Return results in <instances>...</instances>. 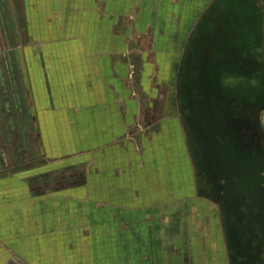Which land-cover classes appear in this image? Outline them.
Returning a JSON list of instances; mask_svg holds the SVG:
<instances>
[{"label":"crops","instance_id":"crops-1","mask_svg":"<svg viewBox=\"0 0 264 264\" xmlns=\"http://www.w3.org/2000/svg\"><path fill=\"white\" fill-rule=\"evenodd\" d=\"M242 11L243 0H0V264H238L211 201L191 179L179 196L177 168L182 132L190 151L192 128L212 118L180 106L195 33L240 39ZM131 53L145 95L179 104L141 156L118 144L141 114Z\"/></svg>","mask_w":264,"mask_h":264},{"label":"rangeland","instance_id":"rangeland-1","mask_svg":"<svg viewBox=\"0 0 264 264\" xmlns=\"http://www.w3.org/2000/svg\"><path fill=\"white\" fill-rule=\"evenodd\" d=\"M258 1L243 0L244 20L239 29L242 30L240 39H226L228 34L221 35L223 38L216 40L212 34L207 36L208 34L203 30L204 24L200 25L195 33L193 55L189 60L191 77L189 90L185 92L182 87V84L183 86L185 84L183 79L179 82V87L184 91L180 90V106L183 110L186 113L192 111L196 115L212 117L208 118L205 124L202 123V127L198 130L193 131L192 128L190 151L186 144L185 134L182 132L186 148L180 153L182 158L179 157L180 167L177 168L179 179L182 180V175L184 176V179L178 183L179 196L186 194L183 190L188 187L186 182L190 183L191 179L195 191L211 201L215 209L212 212L217 214L219 223L223 225L228 238L235 246L233 258L238 264H264V151L261 148V141H256L252 134L253 132L257 136L259 134L253 117H256V111L264 105V77L263 79L255 78L256 65L252 64L254 57L260 58L261 56V50L257 51V56L252 55L256 46L259 48L264 46L262 38L264 18L257 9L258 18L256 16V25H254L250 10L251 5H258ZM224 29L230 32L227 26ZM209 49L215 50L218 54L215 53L211 58L208 56ZM207 58L211 59L210 63L203 66L202 61ZM130 59L131 97L142 96L139 98V113L141 114L132 125L130 135L116 142L122 144L123 140H129L136 154L141 156L144 141L147 137H151L150 134L154 129L161 127L164 113L168 108L174 113L179 107L178 95L176 96L175 88L173 95L177 98L175 97V102L171 98L168 104V100L161 97V94L166 95L167 90L163 89L162 93H158L156 97L146 96L142 87L143 66L139 56L131 53ZM183 59L186 57L183 56ZM262 66L259 65V69ZM199 76H202L200 80H198ZM210 76H213V82H210ZM218 76L221 83L220 88L215 87L217 86L215 78ZM210 83L212 87L208 86ZM194 94L196 104L191 103V97L193 98ZM198 97L200 101L208 97L209 100L199 102ZM150 103H153V106ZM234 104L242 105V112L239 110L240 113H237L239 108L236 110ZM154 108L155 111H153ZM226 109L232 119L235 118L233 117L235 112L237 113L236 118L243 122L239 123L235 119L234 123L228 122L225 127L219 115ZM153 112L156 115H153ZM196 115L193 117H197ZM151 116L154 118L152 119ZM198 122L202 121L194 119V123ZM80 154L76 152L68 155V161L72 163L80 161ZM53 167V165L51 168L45 167L44 170L51 171V176L54 178L63 171V167ZM33 170L39 172L43 169L36 164ZM163 185L165 188L168 187L167 183ZM167 201L170 204V200ZM164 206H167L165 202H163Z\"/></svg>","mask_w":264,"mask_h":264},{"label":"flooded vegetation","instance_id":"flooded-vegetation-1","mask_svg":"<svg viewBox=\"0 0 264 264\" xmlns=\"http://www.w3.org/2000/svg\"><path fill=\"white\" fill-rule=\"evenodd\" d=\"M257 6V9H259V11H260V14L262 15V17L264 18V0H259L258 1V5H256ZM256 35V34H255ZM257 37V36H256ZM262 38L264 39V30H263V35H262ZM257 40H258V37H257ZM258 50H261V56H260V58L259 57H257V58H253L252 59V64H254V66L256 67V69H255V78H262L263 79V77H264V46H262L261 48H259L258 46H256V49H255V51H254V54H252V55H258L257 54V51ZM259 65H260V67L262 66V68L261 69H259ZM258 86H256V88H257ZM256 88H254V90L256 91L257 89ZM257 92L258 93H260V91H258L257 90ZM234 106V108L237 110L238 108V111H237V113H240V112H242V105H240V106H236L235 104L233 105ZM227 107V106H226ZM239 110H240V112H239ZM221 112V111H220ZM248 112V111H247ZM237 113H235L234 112V116L233 117H235L234 119H232L231 118V116H229V112H228V110L226 109L225 110V112H222V114H220V119H222L223 121H224V125H225V127L227 126L226 124H228V122H230V123H232L233 122V120H235V119H237L238 121H239V123L240 122H243V120L241 121V120H239L238 118H236V116H237ZM231 114V113H230ZM247 115V113L245 114V116ZM253 119L255 120V122H254V124H255V126L257 127V130H258V132H259V134H258V136H259V138H258V136L256 135V133H252L251 131V133L255 136V139H256V141L257 140H260L261 141V148L263 149V151H264V105H262L257 111H256V117L254 118L253 117ZM237 121V122H238ZM234 123V122H233ZM256 144H258V143H256Z\"/></svg>","mask_w":264,"mask_h":264}]
</instances>
